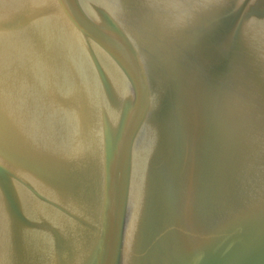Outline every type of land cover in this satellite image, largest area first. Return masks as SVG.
Segmentation results:
<instances>
[{
	"label": "water",
	"instance_id": "95a60500",
	"mask_svg": "<svg viewBox=\"0 0 264 264\" xmlns=\"http://www.w3.org/2000/svg\"><path fill=\"white\" fill-rule=\"evenodd\" d=\"M0 264H264V0H0Z\"/></svg>",
	"mask_w": 264,
	"mask_h": 264
}]
</instances>
